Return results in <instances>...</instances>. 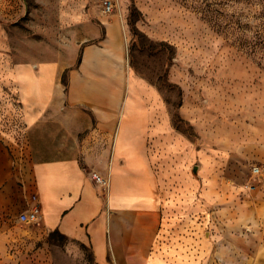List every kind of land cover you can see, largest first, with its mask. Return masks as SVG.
<instances>
[{
  "label": "rangeland",
  "instance_id": "1",
  "mask_svg": "<svg viewBox=\"0 0 264 264\" xmlns=\"http://www.w3.org/2000/svg\"><path fill=\"white\" fill-rule=\"evenodd\" d=\"M110 1L125 26L127 68L164 104L151 159L165 213L196 218L214 250L206 264H264V0ZM58 7L0 0V264H96L89 244L21 220L40 207L32 164L80 157L90 133L60 118L31 127L19 98L17 65L71 51ZM84 119L93 115L74 108L75 126Z\"/></svg>",
  "mask_w": 264,
  "mask_h": 264
},
{
  "label": "crops",
  "instance_id": "2",
  "mask_svg": "<svg viewBox=\"0 0 264 264\" xmlns=\"http://www.w3.org/2000/svg\"><path fill=\"white\" fill-rule=\"evenodd\" d=\"M58 1L59 26L71 51L17 65L18 94L29 126L60 118L70 132L84 127L90 133L80 157L32 164L41 220L51 231L89 244L96 264H206L214 250L196 218L164 211L161 177L151 159L155 113L164 104L127 68L122 19L103 5L101 11L91 8V0ZM74 108L87 109L93 119L75 126ZM93 173L107 178L108 186L97 184Z\"/></svg>",
  "mask_w": 264,
  "mask_h": 264
},
{
  "label": "built area",
  "instance_id": "3",
  "mask_svg": "<svg viewBox=\"0 0 264 264\" xmlns=\"http://www.w3.org/2000/svg\"><path fill=\"white\" fill-rule=\"evenodd\" d=\"M103 9L105 13H112V11L114 10V5L112 3V1L110 0H104L103 1ZM92 178L94 179V181L103 186V187H107L108 186V179L104 178L96 173L92 174ZM42 219V209L41 207H34L32 209H30L29 211H27L26 213H24L21 217V220L23 222L29 223V224H33L38 222L39 220Z\"/></svg>",
  "mask_w": 264,
  "mask_h": 264
},
{
  "label": "trees",
  "instance_id": "4",
  "mask_svg": "<svg viewBox=\"0 0 264 264\" xmlns=\"http://www.w3.org/2000/svg\"><path fill=\"white\" fill-rule=\"evenodd\" d=\"M261 42H262V44L264 46V29H263V34L261 35ZM79 63H80V59H79Z\"/></svg>",
  "mask_w": 264,
  "mask_h": 264
},
{
  "label": "water",
  "instance_id": "5",
  "mask_svg": "<svg viewBox=\"0 0 264 264\" xmlns=\"http://www.w3.org/2000/svg\"><path fill=\"white\" fill-rule=\"evenodd\" d=\"M197 171V169H195Z\"/></svg>",
  "mask_w": 264,
  "mask_h": 264
}]
</instances>
